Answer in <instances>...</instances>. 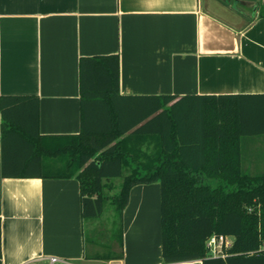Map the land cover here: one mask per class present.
Masks as SVG:
<instances>
[{"label":"crops","instance_id":"0c3cea01","mask_svg":"<svg viewBox=\"0 0 264 264\" xmlns=\"http://www.w3.org/2000/svg\"><path fill=\"white\" fill-rule=\"evenodd\" d=\"M232 2L0 0V96L37 95L42 134L79 133L80 59L118 54L120 94L130 97L131 111L150 107L145 96L244 95L242 168L262 175L264 0ZM222 104L204 103L207 113ZM156 136L142 148L160 146ZM0 219V264H202L164 261L160 181L132 187L121 217L122 246L90 240L79 180L3 177L1 138ZM112 253L121 257H106Z\"/></svg>","mask_w":264,"mask_h":264},{"label":"trees","instance_id":"16d2710c","mask_svg":"<svg viewBox=\"0 0 264 264\" xmlns=\"http://www.w3.org/2000/svg\"><path fill=\"white\" fill-rule=\"evenodd\" d=\"M259 17H264V3ZM79 69V133L42 134L37 95L0 96L3 177H76L83 219H97L109 200L119 229L112 241L121 246V217L132 187L160 181L166 263L264 264L259 251L264 243V174L246 173L241 162L240 137L247 121L240 100L245 96L186 95L177 101L175 95L145 96L150 107L131 111L125 105L130 97L120 94L118 54L82 57ZM206 100H222V108L211 106L207 113ZM179 104L187 107L179 110ZM151 135H157L160 146L144 150ZM111 178L122 181L109 196L105 189L112 185L104 180ZM179 194L183 196H175ZM172 198H181V205L169 206ZM214 233L234 237L225 258L208 255L206 241Z\"/></svg>","mask_w":264,"mask_h":264},{"label":"rangeland","instance_id":"374dc122","mask_svg":"<svg viewBox=\"0 0 264 264\" xmlns=\"http://www.w3.org/2000/svg\"><path fill=\"white\" fill-rule=\"evenodd\" d=\"M233 5L236 6V0H233ZM128 170H126V173ZM107 185H112V189L106 188L105 193L109 196L114 195L119 190V185L122 181V178H111L104 180ZM176 197L183 196V194H179ZM182 198V197H181ZM181 198H177L176 201L171 200L169 206L178 207L181 205ZM175 199V198H174ZM175 201L176 203H173ZM118 220L115 215L114 207L111 202L108 200L104 206L102 214L95 220H89L86 223L87 228V238L88 239H96L98 242L109 243V241L113 240L114 232H118V227L114 226V221ZM118 222V221H117ZM115 239V238H114ZM109 249V247H108ZM105 251V250H104Z\"/></svg>","mask_w":264,"mask_h":264},{"label":"built area","instance_id":"2783aa9c","mask_svg":"<svg viewBox=\"0 0 264 264\" xmlns=\"http://www.w3.org/2000/svg\"><path fill=\"white\" fill-rule=\"evenodd\" d=\"M234 237L224 234H212L206 241V247L208 249V255L213 258H225L228 253L227 249L233 245ZM260 252H264V243L261 245ZM50 261L57 262L58 258L52 257Z\"/></svg>","mask_w":264,"mask_h":264}]
</instances>
